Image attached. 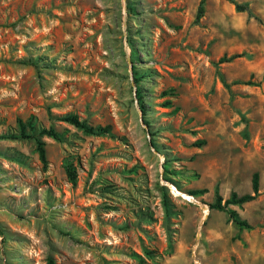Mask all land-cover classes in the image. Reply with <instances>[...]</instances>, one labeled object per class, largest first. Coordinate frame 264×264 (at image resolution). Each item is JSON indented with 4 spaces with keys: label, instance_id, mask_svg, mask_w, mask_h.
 Returning <instances> with one entry per match:
<instances>
[{
    "label": "rangeland",
    "instance_id": "rangeland-1",
    "mask_svg": "<svg viewBox=\"0 0 264 264\" xmlns=\"http://www.w3.org/2000/svg\"><path fill=\"white\" fill-rule=\"evenodd\" d=\"M201 2L0 0V264H264V0Z\"/></svg>",
    "mask_w": 264,
    "mask_h": 264
},
{
    "label": "trees",
    "instance_id": "trees-1",
    "mask_svg": "<svg viewBox=\"0 0 264 264\" xmlns=\"http://www.w3.org/2000/svg\"><path fill=\"white\" fill-rule=\"evenodd\" d=\"M206 1L207 0H202L201 2L198 19H200V17H202V15L204 14V4ZM238 7L241 11H245L244 6H238ZM233 58L234 57L230 59L222 58L220 60V63L231 61ZM226 86L229 87V85L227 84ZM138 100L141 108L144 109V103L142 102L141 98H138ZM63 119L64 121L75 126L76 128L83 130L86 134H90V135L103 134L109 131L108 128L102 129V128H94L92 126H89L86 122L80 121V119L74 115L66 116ZM19 127L22 132V137L35 140L37 144V150L39 153L40 160L44 166H47L48 159H47L46 143L44 142L43 137L48 136L50 138H53L54 140L60 141L62 139V136L52 128L49 130L43 129L40 130L39 132H35L36 130L34 124L31 121L25 123L20 120ZM27 128H30L31 130L30 134H26ZM205 143H206L205 141H198L196 142V145L198 147H202L205 145ZM66 173L69 180L73 184H75L77 180V174L74 168L70 165H67ZM259 189H260V176L258 173H256L253 177V194H245L240 196L239 194L234 192L232 193L231 197L227 199L225 202L221 196H218L216 201L210 205V209H214L226 213L229 216L230 220L233 221L241 229H251L250 224L246 220L240 217L237 210L232 209L231 207L242 206L244 204L255 201L259 196ZM192 195L194 196V194ZM48 264H57V263L53 259H49Z\"/></svg>",
    "mask_w": 264,
    "mask_h": 264
},
{
    "label": "built area",
    "instance_id": "built-area-1",
    "mask_svg": "<svg viewBox=\"0 0 264 264\" xmlns=\"http://www.w3.org/2000/svg\"><path fill=\"white\" fill-rule=\"evenodd\" d=\"M173 189H174V188H173ZM173 189H172L173 194H175L176 196H181V195H177V194L174 192ZM190 197L193 199L192 202H195V201H194V198H195V197H194V196H190ZM187 200L191 201L189 198H188Z\"/></svg>",
    "mask_w": 264,
    "mask_h": 264
},
{
    "label": "bare ground",
    "instance_id": "bare-ground-1",
    "mask_svg": "<svg viewBox=\"0 0 264 264\" xmlns=\"http://www.w3.org/2000/svg\"><path fill=\"white\" fill-rule=\"evenodd\" d=\"M174 190L179 194L180 192L176 189V188H174ZM184 196V195H183ZM186 196V195H185ZM187 197V196H186ZM188 198V197H187ZM195 199V198H194Z\"/></svg>",
    "mask_w": 264,
    "mask_h": 264
}]
</instances>
